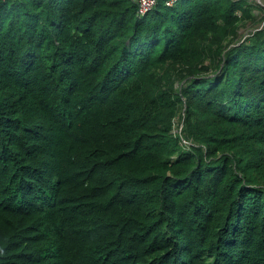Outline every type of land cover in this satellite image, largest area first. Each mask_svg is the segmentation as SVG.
I'll use <instances>...</instances> for the list:
<instances>
[{
    "label": "trees",
    "instance_id": "16d2710c",
    "mask_svg": "<svg viewBox=\"0 0 264 264\" xmlns=\"http://www.w3.org/2000/svg\"><path fill=\"white\" fill-rule=\"evenodd\" d=\"M169 1L0 0V264H264V28Z\"/></svg>",
    "mask_w": 264,
    "mask_h": 264
},
{
    "label": "rangeland",
    "instance_id": "374dc122",
    "mask_svg": "<svg viewBox=\"0 0 264 264\" xmlns=\"http://www.w3.org/2000/svg\"><path fill=\"white\" fill-rule=\"evenodd\" d=\"M252 9V18L245 19L238 31L237 41H245L253 33L264 28V0H248ZM183 117L180 114L175 119V131L182 129Z\"/></svg>",
    "mask_w": 264,
    "mask_h": 264
},
{
    "label": "built area",
    "instance_id": "2783aa9c",
    "mask_svg": "<svg viewBox=\"0 0 264 264\" xmlns=\"http://www.w3.org/2000/svg\"><path fill=\"white\" fill-rule=\"evenodd\" d=\"M132 1L139 6L140 15H145L149 13L158 3V0H132ZM173 3L174 0H171L167 4L171 5Z\"/></svg>",
    "mask_w": 264,
    "mask_h": 264
}]
</instances>
